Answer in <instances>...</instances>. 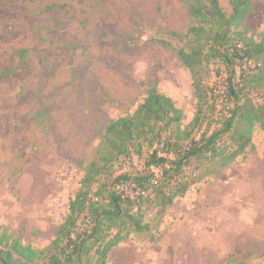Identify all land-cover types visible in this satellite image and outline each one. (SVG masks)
Masks as SVG:
<instances>
[{"label":"rangeland","instance_id":"rangeland-1","mask_svg":"<svg viewBox=\"0 0 264 264\" xmlns=\"http://www.w3.org/2000/svg\"><path fill=\"white\" fill-rule=\"evenodd\" d=\"M234 1L219 0L228 18ZM251 1L239 29L264 36V0ZM191 23L190 0H0V234L48 247L86 172L101 165L109 123L134 114L151 88L183 110V129L202 109L196 137L217 128L223 114L210 96L196 98L178 57L175 35ZM205 73L223 107L224 62ZM143 145L96 179L146 169L159 145ZM145 215L150 231L113 248L107 264H264V132L255 129L244 157Z\"/></svg>","mask_w":264,"mask_h":264},{"label":"trees","instance_id":"trees-1","mask_svg":"<svg viewBox=\"0 0 264 264\" xmlns=\"http://www.w3.org/2000/svg\"><path fill=\"white\" fill-rule=\"evenodd\" d=\"M251 5V0H235L228 18L219 0H190L191 26L175 35L183 44L178 57L192 75L196 98L210 96L212 110L223 114L217 128L196 137L192 130L202 124V109L183 129V110L168 95L149 89L134 114L109 123L99 150L101 165L93 163L86 172L50 245L36 250L2 232L0 264H107L113 248L132 234L150 231L148 208L168 209L251 150L255 129L264 132V36L239 29ZM216 59L230 75L223 107L206 83L205 67ZM144 142L159 145L146 169L107 182L96 179L102 173L112 176L108 164L141 154ZM79 224L82 230L76 232Z\"/></svg>","mask_w":264,"mask_h":264},{"label":"built area","instance_id":"built-area-1","mask_svg":"<svg viewBox=\"0 0 264 264\" xmlns=\"http://www.w3.org/2000/svg\"><path fill=\"white\" fill-rule=\"evenodd\" d=\"M126 191H129V192H131L132 190L131 189H129L128 187H126V189H125ZM80 230H82V226H81V224H79L78 225V227L76 228V232H78V231H80Z\"/></svg>","mask_w":264,"mask_h":264},{"label":"crops","instance_id":"crops-1","mask_svg":"<svg viewBox=\"0 0 264 264\" xmlns=\"http://www.w3.org/2000/svg\"><path fill=\"white\" fill-rule=\"evenodd\" d=\"M68 210H69V209H68ZM67 213H68V212H67ZM60 225H61V224H60ZM60 225H59V226H60ZM58 228H59V227H58ZM58 228H57V230H58ZM57 230L55 231V234H54L53 240H54V238H55V235H56ZM53 240H51V241L49 242V245H50V243H51ZM49 245H48V246H49Z\"/></svg>","mask_w":264,"mask_h":264},{"label":"water","instance_id":"water-1","mask_svg":"<svg viewBox=\"0 0 264 264\" xmlns=\"http://www.w3.org/2000/svg\"><path fill=\"white\" fill-rule=\"evenodd\" d=\"M4 264H6V263H4Z\"/></svg>","mask_w":264,"mask_h":264}]
</instances>
